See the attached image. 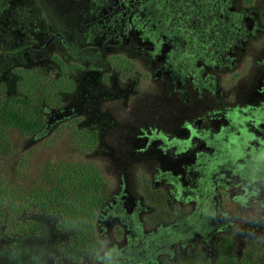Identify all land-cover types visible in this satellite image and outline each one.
I'll return each mask as SVG.
<instances>
[{
    "label": "flooded vegetation",
    "instance_id": "flooded-vegetation-1",
    "mask_svg": "<svg viewBox=\"0 0 264 264\" xmlns=\"http://www.w3.org/2000/svg\"><path fill=\"white\" fill-rule=\"evenodd\" d=\"M28 1L34 10L25 8L20 17L0 22V44L11 46L3 51L8 56L0 57V91L11 89L18 96L15 101H21L20 77L9 72L11 62L18 70H32L30 89L36 97L32 102L39 106L47 128L48 118H69L73 94L68 93V84L73 81L77 91L75 78L83 68L81 57L69 61V43L75 38L69 39L62 29L67 28L64 14L57 16L61 28L54 30L43 7ZM92 1L91 30L84 34L88 45L83 51L100 49L115 61H122L124 53L142 54L151 71L164 77L162 90L171 102L166 111L138 109L134 91L131 110L139 118L125 119L124 126L114 122L92 131L81 128L94 133L96 154L107 149L127 154L128 166L109 180L112 194L93 226L97 247L74 261L65 257L59 243L53 256L60 255L65 264H182L184 259L216 264L230 239L240 260L251 250L257 264H264V163L263 168L248 165V172L258 175L251 183L233 173L225 178L228 168L218 170L216 164L236 167L245 162L244 158L231 162L219 136L226 125L223 118L256 114L264 118V0H203L198 6L203 10L194 7L195 0ZM234 4L240 11L231 12ZM220 71L230 76L214 77L213 72ZM60 83L61 90L56 87ZM193 92L198 96L192 102ZM95 93L100 97L101 90ZM178 102L185 107L176 108ZM172 113L177 118H163ZM191 127L204 138H195ZM102 131L114 138L113 148L104 145ZM193 141L189 151L180 153ZM213 165L216 174L209 178Z\"/></svg>",
    "mask_w": 264,
    "mask_h": 264
},
{
    "label": "rangeland",
    "instance_id": "rangeland-1",
    "mask_svg": "<svg viewBox=\"0 0 264 264\" xmlns=\"http://www.w3.org/2000/svg\"><path fill=\"white\" fill-rule=\"evenodd\" d=\"M31 1L43 7L54 30L55 27L57 29L61 28L58 26L57 16L64 14L63 21L66 18L67 28L62 27V29L69 39L75 38L69 43V61L77 62L81 57L79 63L83 69L75 78L78 85L77 91L73 88L71 92H68L70 95L73 94L70 96L68 103L69 118H48L47 128L29 137H26L19 129L1 124L0 118V179H4L8 175L12 183L18 186L19 189L16 190L21 195H28L32 186L38 183L41 184L40 166L47 160L56 161L63 158L71 162L85 160L94 163L101 169L106 181L112 180L118 174V169L128 166L127 154H121L116 150L110 149L100 150V153L96 154V148L99 144L94 133L89 132L87 129H83L86 137L84 138L85 142L78 141L76 142V147H71L70 141L74 139V134L71 132V128L74 126L72 124H79L80 128L87 127L91 131L114 122L119 124V126H124L125 119L139 118L137 113L131 110L132 102L135 99L134 91L138 94L136 99L138 109L148 110L153 107L157 111L162 109L166 111L171 99L166 97L162 90L163 85L166 83L161 79L164 77H157V71L152 72L151 67L148 66L142 54L139 53H124L122 54V61H115L106 57L105 52L100 49L87 48L88 50L84 49L83 51V47L85 48L88 45L85 42L84 34L91 30L90 16H92V8L94 6L92 0ZM232 1L237 2V0ZM200 4L204 5L203 0H195L194 7L198 10H203V7H200L201 9L198 8ZM25 8L28 10L33 9L28 0H0V22L2 19L20 17L24 13ZM5 10L6 12H4ZM233 11H240L236 4L232 6L231 12ZM49 13L53 19L55 18V21L52 20ZM31 15H28L27 18H32ZM179 15L183 17L182 13ZM204 29L205 27L202 24L200 30ZM9 43L10 39L6 41V44ZM10 49L11 46L0 44V57L4 54L3 51L7 52ZM78 50L83 52L80 55H76L75 52ZM207 52L209 51L207 50ZM4 56H8L7 53ZM127 60L134 62H127ZM119 63H123V65L115 68V64ZM18 68L12 61L9 72L19 75L18 94L22 95V92L26 90V78L29 77L30 80L33 71L28 69L31 73L28 75L24 70H18ZM120 69L131 71L130 73L127 71L122 72L119 71ZM148 71L151 73L150 76L146 75ZM235 71L244 74L241 67H236ZM213 74L214 77H220V80L230 76L226 75L225 71L213 72ZM61 85L62 83L57 84L56 87L60 88ZM98 90H101L100 97L95 93ZM4 93L5 90L3 92L0 91V116L3 115L4 110L11 109L20 111L21 116L34 113L37 106L32 100L28 104L21 103L19 106L15 101L18 96L13 94V90L11 91L10 89L2 97ZM197 96L193 92L191 101L196 100ZM12 97L15 98L10 99ZM99 99L104 101L99 102ZM184 107L185 105L182 102L176 103V108L182 109ZM73 115L78 119L73 120ZM159 115L158 118H162L160 112ZM166 117L177 118V114L163 115V118ZM60 127L64 129L57 131ZM101 134L104 145L113 148L114 138L103 131ZM126 134H131L129 128ZM122 141H125V138ZM127 141L129 142L128 139ZM84 143L87 146L83 149L82 145ZM138 143L134 142V144ZM79 144L80 146H78ZM79 149L88 153L92 152L94 155L89 160L80 159L78 158ZM109 186L112 194L113 186L111 184ZM16 208L19 211L9 214L0 225V264H14L16 262L19 264H31L34 256H37L42 264H65L64 259L60 255H55V253L53 256L52 254L56 251L59 243L66 241L67 237L72 236L70 231L64 232V230L59 229L62 219L37 215L35 212L31 213L30 207L26 206L23 199L19 200V206ZM97 216L93 223H95ZM34 223L41 227L40 231L26 232L30 228H35Z\"/></svg>",
    "mask_w": 264,
    "mask_h": 264
},
{
    "label": "trees",
    "instance_id": "trees-1",
    "mask_svg": "<svg viewBox=\"0 0 264 264\" xmlns=\"http://www.w3.org/2000/svg\"><path fill=\"white\" fill-rule=\"evenodd\" d=\"M69 67L80 68L77 64H70ZM24 71L28 75L31 74L27 69ZM31 77L32 82H34L33 72ZM69 82L68 92H71L73 81ZM30 84L31 79L29 80L27 77L26 90L22 92L21 101L17 102L19 106L21 103L28 104L31 100H35L36 97L32 95ZM40 89L44 91L46 87L42 86ZM57 100H59L58 97ZM55 101L56 99L52 96V102ZM36 108L38 109L39 106ZM39 111V109L36 111L38 118H34V113L21 116L20 111L4 110L5 118H1V121L9 127L19 129L26 137H29L45 128L46 119L42 118L43 115ZM72 125H74L71 128L74 139L70 141V144L71 147H76V142H85L84 138L86 137L78 125ZM62 130L63 127L57 129V131ZM86 146L87 144L84 143L82 148L84 149ZM93 155L92 152L78 150V158L80 159L89 160ZM39 173L42 178L41 184L32 186L28 195H21L16 190L19 189L18 186L12 183L8 175L4 179H0V225L9 214L19 211L16 207L19 206V200L23 199L26 206L30 207L31 213L35 212L37 215L62 219L59 229L70 231L74 236L70 237L68 243H61L60 250L64 252L66 258L79 261L83 255H90V250L97 247L93 220L110 197V183L105 180L98 166L85 160L74 162L63 158L56 161L47 160L40 166ZM34 226L35 228H30L26 232L40 231L41 227L38 224L34 223ZM235 245L236 243L230 239L226 243L224 242L223 253L216 264H257L259 262L255 258L256 253L251 250H247L240 260L234 253ZM31 264L41 263L37 256H34ZM182 264H201V262L199 259H191L190 261L184 259Z\"/></svg>",
    "mask_w": 264,
    "mask_h": 264
},
{
    "label": "water",
    "instance_id": "water-1",
    "mask_svg": "<svg viewBox=\"0 0 264 264\" xmlns=\"http://www.w3.org/2000/svg\"><path fill=\"white\" fill-rule=\"evenodd\" d=\"M240 115L241 113L238 112ZM226 122L224 127L220 129L219 136L223 138V142L226 144L227 150L231 153V162L236 161L237 159L244 158L245 162L241 163L236 167H229L223 165L222 162H217L220 169L228 168V173H224L225 178H229L230 174L235 176H241L243 181L257 182L258 175H251L248 171V165L258 166L263 168L264 163V118H261L259 114H256L255 117L249 118H223ZM210 125L207 126V134H210L209 131ZM191 130L194 131V137L202 140L204 135L198 131H195L193 127ZM194 146V141L191 144H186L180 150V153H186L191 147ZM207 148H211V145H207ZM215 164V165H216ZM212 166L211 174L209 178L215 176L216 169H213ZM223 165V166H222ZM239 176V177H240ZM214 184V182H212ZM211 183V184H212Z\"/></svg>",
    "mask_w": 264,
    "mask_h": 264
}]
</instances>
